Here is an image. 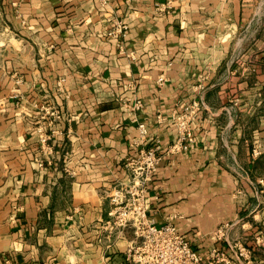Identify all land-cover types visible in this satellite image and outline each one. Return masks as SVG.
Wrapping results in <instances>:
<instances>
[{"label": "crops", "instance_id": "0c3cea01", "mask_svg": "<svg viewBox=\"0 0 264 264\" xmlns=\"http://www.w3.org/2000/svg\"><path fill=\"white\" fill-rule=\"evenodd\" d=\"M156 144V223L207 252L259 217L264 0H0V264L123 261L136 233L111 192Z\"/></svg>", "mask_w": 264, "mask_h": 264}, {"label": "built area", "instance_id": "2783aa9c", "mask_svg": "<svg viewBox=\"0 0 264 264\" xmlns=\"http://www.w3.org/2000/svg\"><path fill=\"white\" fill-rule=\"evenodd\" d=\"M168 9L166 6L165 9ZM124 33V26L117 23L116 28L110 34ZM166 80L164 75L158 79L160 83ZM200 102H195L189 111L178 116L182 135L173 143L169 151L171 153L188 150L193 140L189 129L190 120L194 110ZM134 106L137 109L143 107V101L137 99ZM142 134H147V126L141 123ZM48 135H43V141H48ZM186 140H188L186 142ZM160 145L142 147L139 154L132 161L133 177L129 184L115 186L111 192L113 207L112 225L116 227H134L136 238L131 242L125 252V259L118 264H233L229 258V250L224 247L213 246L209 251L202 252L192 245L178 228L167 221L156 223L149 215L150 205L145 197L147 182L157 171L161 155ZM260 151L256 152V154ZM220 235V233H217ZM231 246V245H230Z\"/></svg>", "mask_w": 264, "mask_h": 264}, {"label": "rangeland", "instance_id": "374dc122", "mask_svg": "<svg viewBox=\"0 0 264 264\" xmlns=\"http://www.w3.org/2000/svg\"><path fill=\"white\" fill-rule=\"evenodd\" d=\"M258 157V167L247 175V186L259 195L255 205H259L260 215L250 218L249 229L244 233L234 232L231 246L224 247L233 264H264V151Z\"/></svg>", "mask_w": 264, "mask_h": 264}]
</instances>
